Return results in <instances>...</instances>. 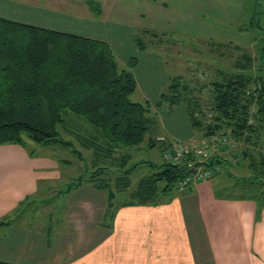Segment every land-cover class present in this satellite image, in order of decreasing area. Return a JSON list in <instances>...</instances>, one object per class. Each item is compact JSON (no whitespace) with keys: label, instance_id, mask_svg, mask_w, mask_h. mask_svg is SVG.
<instances>
[{"label":"trees","instance_id":"trees-1","mask_svg":"<svg viewBox=\"0 0 264 264\" xmlns=\"http://www.w3.org/2000/svg\"><path fill=\"white\" fill-rule=\"evenodd\" d=\"M86 4L94 14L101 13L96 0H86ZM256 5L258 2L248 26L259 33L254 56L242 50L233 63L235 69H218L207 85L209 97L204 104L182 76L170 75L154 105L166 103L172 108L183 102L198 136L216 144L222 137L228 138L203 163L205 168H218L210 179L223 168H245L251 175L241 176L242 182L263 186L264 195V28ZM135 40L141 50L148 45L138 33ZM222 45L219 43L218 47ZM234 48L240 49L238 45ZM136 86L133 72L119 68L106 41L0 17V145L18 144L30 156L39 154L38 146L67 148L82 161L86 159L82 151L62 131L72 134L66 127V113L83 118L94 128L90 138L76 135V141L91 154L87 157L88 166L59 193H67L85 182L105 190L107 220L113 219L120 206L158 204L160 195L166 196L180 178L189 174L185 162L173 165L139 160L128 166L132 155L127 148L140 146L149 126L155 123L149 116V100L130 99ZM154 142L148 137L147 146H154ZM57 160L60 164L67 161ZM143 164L152 172L140 178L129 194L130 200L116 205L111 185L126 188L130 182L127 176ZM193 166L199 164L194 162ZM160 182L164 183L162 187ZM246 197L253 196L242 198ZM253 198L264 201V197ZM22 203L14 210L18 216L27 207L19 210ZM13 213L2 217L0 225L17 219ZM0 264L17 263L0 260Z\"/></svg>","mask_w":264,"mask_h":264},{"label":"crops","instance_id":"crops-1","mask_svg":"<svg viewBox=\"0 0 264 264\" xmlns=\"http://www.w3.org/2000/svg\"><path fill=\"white\" fill-rule=\"evenodd\" d=\"M80 1L0 0V17L94 38L97 33L88 32L82 22L88 18L91 29L99 26L94 24L99 20L93 19L86 0ZM97 16L102 17V9ZM119 30V37L113 39L115 47L103 40L114 56L127 63L126 50L135 43L128 45L126 35L135 40L138 32ZM143 56L148 78L144 96L156 100L152 81L166 83L169 76L161 68L148 67V55ZM153 58L164 63L159 56ZM186 138L185 143L197 139L192 130ZM171 143L164 141L162 149ZM131 155L130 160L135 158ZM61 176L62 165L55 156L43 152L30 156L18 144L0 145V219L21 202L19 210L27 206L21 216L13 213L17 219L10 224L0 225V260L17 264H264V201L215 194L209 179L189 185L184 193L177 190L181 194L164 197L156 205L120 206L107 220L106 191L85 182L63 193L66 201L57 221L42 224L29 217L36 209L29 204L41 199L34 196L40 189L55 192ZM129 188L130 182L125 189ZM126 200L130 198L114 203Z\"/></svg>","mask_w":264,"mask_h":264},{"label":"rangeland","instance_id":"rangeland-1","mask_svg":"<svg viewBox=\"0 0 264 264\" xmlns=\"http://www.w3.org/2000/svg\"><path fill=\"white\" fill-rule=\"evenodd\" d=\"M68 1L75 2V0ZM96 1L101 6L102 17L99 16L98 18L93 12H90V14H92L93 19L99 20L97 23H94L99 24V26L88 29V24L91 23L89 19L87 18V20L82 22L88 32H92L91 30H93L97 33V36H94V38L101 40L105 38L115 47L113 39L119 37V33H116L117 29L119 32V28H122V32L125 34V28H132L138 32L140 39L148 44L144 50H140L136 44V40H130L129 36L126 35L128 45L131 41L135 43L133 49H130L129 46V49L126 50L128 62H123L119 56L115 55L119 68L130 69L137 77L139 85L137 84L136 89L130 95V99L137 102L147 100L144 96L145 87H148V78L144 73L147 59L146 57L144 58L143 53L148 55V67H152L153 69L161 68L168 76H182L183 81H187L188 86L194 89L193 94L204 104L209 97L207 85L216 77L218 69H235L233 63L242 50H246L253 56L256 54L258 29L248 27L256 2H258L256 6L259 9V21L264 28V0ZM219 43L223 45L218 47ZM234 45H238L240 49L236 50ZM138 49L141 51V54L137 52ZM153 56L161 57L164 63L160 64ZM129 61L133 64L131 65L130 63L129 65ZM143 77L146 84L142 82L141 78ZM167 84L168 82L162 83L159 81L156 85L152 81L154 90H157L154 92V96H157L158 93L160 94L161 90L164 91ZM149 98L154 97L150 96ZM149 101L152 103L149 116L155 119V123L149 126L144 142L140 146L127 148V151L131 152L135 157L130 160L128 166L139 160L155 163L165 161L161 150L164 141L170 140L173 143L185 142L189 130L193 131L197 142L209 141L208 138H202L195 133L196 129H193L190 124L183 102L169 108L166 103L154 105L156 100L150 99ZM64 118L66 127L72 134L62 131V135L66 139H71L75 148H79L86 159L81 161L67 148L54 146L39 148L38 146L39 153H49L61 160H67L61 164L62 176L60 178L61 181H58L55 186V192L58 191L55 200H51L52 195L55 193L54 188L50 192L46 188L45 191L44 189H40L39 193L34 196L35 199L41 197L39 201L35 204L33 202V205L29 204L30 209L34 205L36 208L31 211L29 217L40 219L42 224L47 223L48 219L58 220L57 218L60 217L58 214L62 212L66 201L65 194H60L59 190L64 189L67 184L66 182L76 177L81 169H86L88 166L87 157L91 156L76 141V135L80 134L90 138L89 134L93 132L94 128L83 118L70 112L66 113ZM148 137H151L155 141L154 146H147ZM27 144L28 147L32 145L30 141H27ZM222 146L224 145L220 143L216 144L214 152ZM151 172L152 169L143 164L137 169H133L127 176V179L130 181L129 189H125L123 186L117 189L112 184L111 188L115 191V199L113 201L119 203L125 199H129L131 196H129L127 191L135 188L140 178L147 176ZM67 174H71L69 175L70 178L63 180ZM243 175L245 177L249 176L251 172L238 166H231L227 169L223 168L212 180L215 194L240 197L248 195L263 198L264 195L261 192V187L263 186L242 182L240 177ZM163 184V182H160V187ZM177 193L181 194L177 191L175 185V188L170 190L167 195H176ZM167 195L165 196L164 194L159 197L160 199H165L164 197H169ZM29 217L25 221L31 219Z\"/></svg>","mask_w":264,"mask_h":264},{"label":"built area","instance_id":"built-area-1","mask_svg":"<svg viewBox=\"0 0 264 264\" xmlns=\"http://www.w3.org/2000/svg\"><path fill=\"white\" fill-rule=\"evenodd\" d=\"M227 140V137H222L220 144H226ZM215 145L216 142L211 139L207 142H174L163 150L162 157L165 161L173 165L185 162L188 168H195L194 173H189L177 181L176 186L179 191H183L193 183L210 179L214 172L218 171V168L211 169L203 166V163L213 155ZM194 162L199 166H193Z\"/></svg>","mask_w":264,"mask_h":264},{"label":"water","instance_id":"water-1","mask_svg":"<svg viewBox=\"0 0 264 264\" xmlns=\"http://www.w3.org/2000/svg\"><path fill=\"white\" fill-rule=\"evenodd\" d=\"M194 172H195V168L188 169V173H194Z\"/></svg>","mask_w":264,"mask_h":264},{"label":"bare ground","instance_id":"bare-ground-1","mask_svg":"<svg viewBox=\"0 0 264 264\" xmlns=\"http://www.w3.org/2000/svg\"><path fill=\"white\" fill-rule=\"evenodd\" d=\"M207 180H209V179H207ZM203 181V180H202ZM199 182H201V181H199ZM197 183V182H196ZM176 188H177V186H176ZM187 188V187H186ZM186 188L183 190V191H185L186 190ZM178 190V189H177ZM179 191V190H178ZM183 191H180V192H183Z\"/></svg>","mask_w":264,"mask_h":264}]
</instances>
